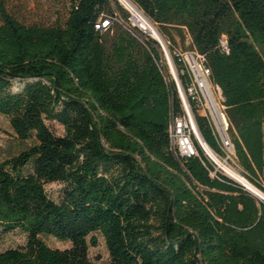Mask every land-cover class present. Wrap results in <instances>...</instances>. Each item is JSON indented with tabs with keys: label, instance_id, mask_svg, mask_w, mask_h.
<instances>
[{
	"label": "trees",
	"instance_id": "1",
	"mask_svg": "<svg viewBox=\"0 0 264 264\" xmlns=\"http://www.w3.org/2000/svg\"><path fill=\"white\" fill-rule=\"evenodd\" d=\"M132 2L173 47L172 28L190 36L222 89L242 167L249 179L264 173V0ZM69 3L44 24L0 0V115L19 139L33 140L0 162V224L28 236L0 252V264H95L97 239L88 238L97 232L108 264H264V203L171 150L158 50L119 21L96 28L126 13L117 0ZM17 81L25 86L15 92ZM198 121L213 147L207 121ZM50 183L63 184L58 201ZM42 235L72 246L53 248Z\"/></svg>",
	"mask_w": 264,
	"mask_h": 264
},
{
	"label": "built area",
	"instance_id": "2",
	"mask_svg": "<svg viewBox=\"0 0 264 264\" xmlns=\"http://www.w3.org/2000/svg\"><path fill=\"white\" fill-rule=\"evenodd\" d=\"M133 16L135 21L139 20L135 14ZM113 20L120 21L119 15L101 19L96 28L106 31ZM131 31L135 36L142 37L140 30V33L133 29ZM148 40L160 53L161 58L156 61L169 86L168 133L172 152L179 160L199 159L213 180L242 186L234 178V172H238L251 182L235 153L230 135L232 124L222 89L211 81V70L206 66L204 56L197 51L182 52L176 49L172 53L171 43L163 36L162 39L151 36ZM222 47L229 51L225 40ZM198 116L204 118L210 127L215 140L213 147L201 130Z\"/></svg>",
	"mask_w": 264,
	"mask_h": 264
},
{
	"label": "rangeland",
	"instance_id": "3",
	"mask_svg": "<svg viewBox=\"0 0 264 264\" xmlns=\"http://www.w3.org/2000/svg\"><path fill=\"white\" fill-rule=\"evenodd\" d=\"M4 1L7 4L8 9L11 11V13L17 16L19 19L26 22H35V23H44V24H50L52 22H55L57 19H59L60 16H62L65 13L67 7L70 6L69 0H4ZM117 1L126 10V13L117 11L120 17L119 22L129 30L139 29L142 33V37L140 36L139 37L136 36V37L139 39L143 47L150 51L151 44L148 39H150L151 36L146 31H142L140 29L139 22L135 21L133 14L137 15V13L133 11L122 0H117ZM137 8L141 12V14L144 17H146V19L157 29L158 33L160 32L161 36H163V38L169 42L168 39L169 37H164V35L160 31L159 26L156 23H154L151 19H149L139 7ZM125 15L129 16V20H127L126 18L127 16ZM171 31L176 40V42L174 43V47L172 45L170 46L172 53L174 52L175 49L182 52L194 51L192 50L191 47V43H192L191 38L187 33H185V35H181L174 28H172ZM159 57L161 58V56ZM24 86H25V82L17 81L13 87V90L15 92L20 91ZM50 124L57 134L59 135L64 134V128L61 125H59L56 122ZM231 138L234 143V138L232 135ZM32 144H33L32 139L27 141H23L19 139L16 136L13 127L11 126L9 118L5 115H0V162L6 161L8 159H11L12 157L19 155L22 151L29 148ZM234 147H235V153L239 159L235 143H234ZM29 171H31V166L25 169V172H29ZM249 180L253 185L264 191V173L262 171L257 170L256 175H251ZM46 189L48 194L54 200L58 201L62 195L63 184L50 183L46 186ZM253 196L260 203L258 197L255 195ZM239 208L243 209V206L240 204ZM92 237H96L97 245L93 246L90 244L89 247L90 259L95 264H108L110 255L104 235L101 232L94 233L88 238L89 242L91 241ZM27 239H28L27 234L22 230L9 232L2 224H0V252L5 251L9 248L22 247L26 245ZM42 239L49 246L53 248L66 249L72 246L71 242L61 241L53 236L42 235Z\"/></svg>",
	"mask_w": 264,
	"mask_h": 264
},
{
	"label": "bare ground",
	"instance_id": "4",
	"mask_svg": "<svg viewBox=\"0 0 264 264\" xmlns=\"http://www.w3.org/2000/svg\"><path fill=\"white\" fill-rule=\"evenodd\" d=\"M125 4H127L133 11L137 13V17L139 20V26L143 31H146L149 33L151 36L157 39H162V36L160 32L158 33L157 29L144 17L141 12L138 10L136 5L131 1V0H122ZM234 178L244 187L249 189L252 193H254L259 200L264 201V194L251 182L247 181L246 179L243 178L242 174L238 172H234Z\"/></svg>",
	"mask_w": 264,
	"mask_h": 264
},
{
	"label": "water",
	"instance_id": "5",
	"mask_svg": "<svg viewBox=\"0 0 264 264\" xmlns=\"http://www.w3.org/2000/svg\"><path fill=\"white\" fill-rule=\"evenodd\" d=\"M258 188V187H257ZM259 189V188H258ZM260 190V189H259ZM248 191L251 193V194H253V195H255L254 193H252L249 189H248ZM263 194H264V192L262 191V190H260Z\"/></svg>",
	"mask_w": 264,
	"mask_h": 264
}]
</instances>
